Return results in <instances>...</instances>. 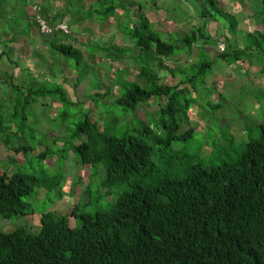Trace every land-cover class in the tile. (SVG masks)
<instances>
[{"label":"trees","instance_id":"1","mask_svg":"<svg viewBox=\"0 0 264 264\" xmlns=\"http://www.w3.org/2000/svg\"><path fill=\"white\" fill-rule=\"evenodd\" d=\"M30 1L0 0V62L6 59L17 65L11 48L17 42L16 36L28 39L35 34V19L27 11ZM76 1L78 4H73L71 18L85 10L80 6L84 0ZM115 1L97 0L94 7L100 4V10H97L96 19L107 22L116 15V11L125 10L128 19L118 22L117 28L134 42L140 54L135 55L132 50L116 45L87 44L89 60L96 65V56L104 54L112 62L133 60L140 67L138 79L145 82L144 87L127 80V70H122L125 72L124 78L119 73L116 77L115 84L123 88V93L119 94L115 104L123 108L124 114L128 115L129 110L136 111L139 104L151 100L156 102L159 98H166L167 102L159 107L160 116L153 126V123L131 119L127 125L135 122L140 131L125 132L121 138L113 134L120 124L119 118L114 116L106 122L105 116L100 114L103 122L101 128L99 119L94 121L92 111L88 110L72 136L73 140L82 137L75 140L80 141V144H72L69 152L75 155L80 165L91 169V178L94 179L99 167H102L105 172L104 185L129 184L131 190L120 196L107 210L78 216L76 211L80 204H75L72 216L77 222L80 221L76 227L70 225V216L58 215L50 210L42 214L40 231L36 234L26 229L7 234L0 232V264H264V121H257L255 126L249 128L246 122L238 125L246 131L247 140L242 153L235 160L228 155L227 149L217 144L214 132L207 139V144L213 143L209 144L213 156L218 149L226 152L222 164L211 168L200 163L192 164L182 180L168 175L160 178L159 175L153 186L131 182L136 175L158 174L155 167L150 165L158 146L172 145L176 141L187 142L195 134L193 129L181 134L180 128L189 121L188 114L194 99L201 96L197 93V79L201 77L203 81L214 65L207 60L206 50L217 43L228 45L231 52L219 51L217 55L218 60L228 65H244L256 55L260 60L261 72L264 73V33L258 31L247 34L244 49L232 45L227 36L211 38L203 31L205 26L173 43H166L161 37L165 34L154 30V25L147 17L148 12L137 0L129 4L121 0L120 6ZM208 2L214 5L218 14L226 15L217 0ZM151 4L154 7L156 0H151L150 8ZM92 10H85L89 14L88 18H92ZM43 11L51 24L54 18L48 15L47 9ZM67 15L61 14V19L64 20ZM122 16L124 18L125 15ZM226 16L233 20L230 30L235 33L238 21L234 16ZM66 37L54 35L44 40L55 60L57 57L74 59L79 66L84 62L83 52L66 43ZM198 40L202 41L200 55L199 50L197 52L199 61L183 69H169V72L176 78L178 75L186 76L188 69L191 72L196 69L199 71L175 86L164 83L152 68V63L163 68L168 60L184 55L187 49L190 50L188 53L195 54L193 49ZM127 50L132 55H127ZM26 74L25 83L21 86L13 84V77L6 73L0 74V87L5 84L11 92L4 95H16L13 97V106L7 111L5 103L0 104V113L6 115L5 122L0 121V139L7 146L10 145L9 148L16 154L28 155L35 151V139L23 146H11L12 138L8 137V132L12 125L16 127L12 136L26 134L27 125L32 127V123L28 122L32 106L42 98L59 101L54 103L59 107L82 103H73L62 85L48 89L49 84L38 81L32 72ZM82 79L77 77V86ZM187 85L197 96L181 105L180 99ZM219 90L217 88L215 91ZM252 94L258 103L264 101V88H257ZM101 96L96 93L91 98L95 101ZM224 134L225 140L232 144V135ZM50 156L56 158V154L47 149L36 158L44 163ZM64 179L63 175L44 172H41V176L21 171L12 175L0 173V216L8 220L33 215L35 211L26 200L40 189L47 192L46 198L51 204L57 199H66L62 185Z\"/></svg>","mask_w":264,"mask_h":264},{"label":"rangeland","instance_id":"2","mask_svg":"<svg viewBox=\"0 0 264 264\" xmlns=\"http://www.w3.org/2000/svg\"><path fill=\"white\" fill-rule=\"evenodd\" d=\"M35 1L43 10L44 8L48 10V15L54 18L52 23L65 21L68 24L71 35L65 38V42L83 52L84 62L78 66L74 59L66 60L63 57H57L55 60L51 56L48 45L45 44L44 38L48 37L41 36L36 27L35 34L31 38L25 39L16 36L17 42L12 44L11 48L14 51V62L17 65L9 63L6 59L1 61L0 74L6 73L13 77V84L21 86L25 83L26 73L32 72L34 76L38 77V81L49 84L47 85L48 89L62 85L73 103L82 104L59 107L58 104H54L59 101L53 102L54 99L52 98H42L32 106L33 109L30 111L28 121L29 124L32 123V127L27 125L26 134H20L19 137L12 136L16 131V127L12 125V129L8 132V137L12 138L11 146H23L26 145L27 141L32 142L35 139L37 145L31 154H16L9 148L10 145L7 146L0 139L1 174L12 175L16 171H21L40 176L41 172L49 175H63L65 179L62 185L66 191L64 196L66 199L60 201L57 199L51 204L50 200L46 198L47 192L40 189L36 195L34 194L26 200L35 211L33 215L13 217L8 220L0 216V232L6 234L17 229H26L34 234L38 233L42 214L50 210H54L58 215L70 216V225L76 227L80 225V221L77 222V219L72 216L75 204H80L76 211L78 216L109 209L120 196L130 191L131 187L129 184L104 185L105 172L102 167L98 169L100 174L97 172L94 179L90 177L91 169L80 165L75 155L69 152L72 144H80V141L75 142V140L82 139V137L75 140L72 138L77 124L84 119L88 110L92 111L94 121L99 119L101 128L103 122L100 119V114L105 116L106 122L116 116L120 119V124L116 131L113 132L114 128L111 131L115 136L121 138L125 132L137 133L140 131L137 125L135 126V122L127 125L131 119L134 121L143 120L148 124L153 123V126L160 116L159 107L167 102L166 98L157 99V103L151 100L139 104L136 111L129 110L128 115L124 114L123 108L115 104L119 94L123 93V88L115 84L116 77L120 74L119 76L124 78L125 72L122 70H127L129 75L126 79L144 87L145 82L138 79L140 67L133 60L112 62L107 60L104 54L96 56L94 61L96 65L89 60L87 44L116 45L132 50L135 55L140 54V50L135 48L134 42L124 36L117 28L118 22H125L128 19L125 10L119 9L114 17L103 22L96 19L100 10L98 8L100 4L94 7L97 0H84V3L80 4L85 10L93 8L92 18H88L89 14L85 10L77 17L71 18L73 6L78 4L76 0L73 2L71 0ZM132 1L136 0H125L123 3L129 4ZM217 1L226 15L234 16L238 21L235 33L230 30L233 20L228 19L226 15L218 14L214 5L208 0H156L155 6L152 7L151 4V8V0H137L136 2L140 3L143 9L148 12L147 17L150 23L154 25V30L165 34L161 37L166 43H173V41H177L183 36L191 34L192 31H197L205 26L203 31L211 38L220 39L222 36H227L232 45L242 49L247 34L258 31L264 33V0ZM115 3L117 6L122 5L121 0H116ZM43 10L42 14L44 13ZM145 11L144 13H146ZM64 13L69 15L62 20L61 14ZM122 15H125L124 18H121ZM201 43L200 40L196 43L193 49L195 54L188 53L190 50L186 48L187 51H184V55H180L174 60H168L167 65L163 68L153 63L151 66L164 83L175 86L181 80L189 79L199 69L194 72L192 70L193 73L188 69L186 76L178 75L176 78L172 77L169 69H183L198 62L197 52L199 50L198 54L200 55ZM221 45H224L223 42L217 43L215 47L209 45L210 48L205 52L207 60L213 62L214 65L211 71L208 70V75H205L206 78H203V81L201 77L197 79V93L201 96H197L191 90V86L187 85L180 99L181 105H185L187 99L191 100L195 96L198 98L194 99V105L188 114L189 121L180 128L181 134L190 129H193L195 134L187 142L176 141L172 145L158 146L150 163L155 167L158 174L152 172L146 176L136 175L131 182L153 186L159 175L160 178L168 175L173 179L182 180L188 172V167L192 164L200 163L206 168L222 164L225 160L223 155L226 152L223 149H218L217 154L213 156L209 146L212 142L207 144V139L214 132L218 139V141L215 140L217 144H220L221 148L227 149L228 155L235 160L242 153L244 142L247 140L246 131L238 125L246 122L249 128L255 126L257 121L260 123L264 121V101L260 104L255 98H252L255 89L264 88V73L261 72L259 57L255 55L253 59L251 58V62L246 61L244 65H228L227 62L217 59ZM224 46L225 51L231 52L228 45ZM130 52L127 50L126 54L132 55ZM247 72L248 74H246ZM77 77H83L78 86ZM201 82L203 84H200ZM121 83L126 86L123 84L124 82L121 81ZM215 86L221 90H219L220 93L215 91L217 89ZM6 92L11 93L10 88L4 84L0 87V104L5 103L7 111V108L13 106V97L16 95H4ZM96 93H100L102 96L93 101L91 97L94 98ZM104 94L107 95L104 96ZM177 119L180 120V116ZM2 120L5 122L6 115L0 113V121ZM34 123H39V125H34ZM1 131L2 127H0V135ZM224 133H227V136L232 135V144L225 140L226 134ZM31 139L33 140L31 141ZM159 148L162 150L159 151ZM47 149L50 153L56 154V158L52 159L50 156V159L41 163L36 156ZM13 159L15 161H12ZM26 162L28 163L23 166Z\"/></svg>","mask_w":264,"mask_h":264},{"label":"built area","instance_id":"3","mask_svg":"<svg viewBox=\"0 0 264 264\" xmlns=\"http://www.w3.org/2000/svg\"><path fill=\"white\" fill-rule=\"evenodd\" d=\"M30 12L31 15L34 16L35 22L41 34L46 36H53L55 34L68 36L71 34V30L65 21L58 22L54 25L50 24L42 15V9L38 4L36 3L31 4ZM219 48H220V52L222 53L225 52L224 45H221Z\"/></svg>","mask_w":264,"mask_h":264},{"label":"clouds","instance_id":"4","mask_svg":"<svg viewBox=\"0 0 264 264\" xmlns=\"http://www.w3.org/2000/svg\"><path fill=\"white\" fill-rule=\"evenodd\" d=\"M33 3H36V1L35 0H31L30 1V3H29V5L27 6V11H28V13H30L31 14V12H30V5L31 4H33ZM36 4H38V3H36ZM39 5V4H38ZM42 9V8H41ZM43 10V9H42ZM43 15V14H42ZM30 16H32V15H30ZM44 16V15H43ZM34 17V16H33ZM45 18V17H44ZM46 19V18H45ZM47 20V19H46ZM59 22H62V21H59ZM58 23V22H57ZM35 24H36V22H35ZM52 25H54V24H56V23H51ZM36 26H37V24H36ZM37 28H38V26H37ZM38 31H39V33L41 34V32H40V30H39V28H38ZM55 35H59V36H64V35H61V34H55ZM71 35V34H70ZM70 35H68V36H70ZM41 36H43V37H52V36H46V35H43V34H41ZM54 36V35H53Z\"/></svg>","mask_w":264,"mask_h":264}]
</instances>
